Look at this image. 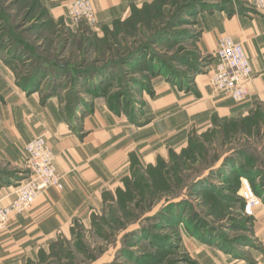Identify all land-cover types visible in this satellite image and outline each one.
<instances>
[{
	"label": "rangeland",
	"instance_id": "rangeland-1",
	"mask_svg": "<svg viewBox=\"0 0 264 264\" xmlns=\"http://www.w3.org/2000/svg\"><path fill=\"white\" fill-rule=\"evenodd\" d=\"M241 1L147 0L112 22L97 18L87 26L66 15L54 21L49 0H0V50L17 74L28 72L23 84L36 70L42 73L32 81L36 86L48 78L66 117L89 114L100 99L136 122L154 97L156 77L184 94L198 93L215 57L199 46L198 16L236 13L234 3ZM49 67L59 73L46 76ZM164 143L154 141L151 150L161 152ZM132 159L122 185L104 189L102 206L85 225L75 222L74 234L57 241L47 254L52 259L43 255L40 264H201L192 252L198 244L230 264L264 258V235L257 236L254 219L257 209L264 212V105L239 120L214 116L180 148L153 153L143 168ZM22 164L26 173V159ZM18 174L0 161V188L21 179ZM241 179L260 201L250 216Z\"/></svg>",
	"mask_w": 264,
	"mask_h": 264
},
{
	"label": "crops",
	"instance_id": "crops-1",
	"mask_svg": "<svg viewBox=\"0 0 264 264\" xmlns=\"http://www.w3.org/2000/svg\"><path fill=\"white\" fill-rule=\"evenodd\" d=\"M145 1L93 0V6L99 21L112 22L127 15L130 6H140ZM47 3L54 21L67 16L68 1ZM234 6L236 13L224 10L198 16L199 46L203 53L214 56L218 39L223 35L243 46L252 78L248 96L240 104L210 91L209 74L217 62L214 57L206 80L198 81L197 94H184L164 78H154L151 85L154 97L146 102L136 122L111 111L100 99L93 100L89 114L80 116L77 112L71 119L62 111L61 96L47 87V77L36 86L32 81L39 80L42 74L36 70L23 84L21 77L28 72L17 74L0 50V161L19 171L21 177L0 188V200L7 203L12 197V187L26 175L23 148L38 136H44L55 155L63 183L62 191H46L28 212L15 217L0 232V264H40L43 255L45 262L52 259L47 254L53 245L59 240H69L74 234L75 222L85 225L91 213L102 206L104 189L122 185L127 170L132 169L133 157L143 168L153 153H163L166 145L180 148L184 137L192 130L212 125L214 116L222 121L239 120L264 105V16L246 1L235 2ZM64 21L68 22L66 18ZM49 69L51 72L46 70V76L60 68ZM147 121V125H141ZM159 139L165 142L159 148L161 152L151 150V144ZM254 219L257 236H263L264 212L257 209ZM192 246L201 264H230L227 258L215 255L204 246ZM255 260L256 264H264L260 256Z\"/></svg>",
	"mask_w": 264,
	"mask_h": 264
},
{
	"label": "built area",
	"instance_id": "built-area-1",
	"mask_svg": "<svg viewBox=\"0 0 264 264\" xmlns=\"http://www.w3.org/2000/svg\"><path fill=\"white\" fill-rule=\"evenodd\" d=\"M258 13L264 16V0H244ZM71 23H85L94 26L97 16L93 0H70L66 6ZM217 60L209 74V85L213 93L224 94L239 104L248 96V84L252 78L251 64L243 46L230 36L218 39L215 53ZM28 170L24 178L12 187L11 199L4 203L0 200V232L4 231L11 220L28 212L34 202L46 191H62V176L55 164V155L46 143L44 136H38L28 142L24 148ZM244 200V213L252 215L253 209L260 204L247 180L241 181Z\"/></svg>",
	"mask_w": 264,
	"mask_h": 264
},
{
	"label": "bare ground",
	"instance_id": "bare-ground-1",
	"mask_svg": "<svg viewBox=\"0 0 264 264\" xmlns=\"http://www.w3.org/2000/svg\"><path fill=\"white\" fill-rule=\"evenodd\" d=\"M244 180H246V179H244ZM244 180H242V181H244Z\"/></svg>",
	"mask_w": 264,
	"mask_h": 264
}]
</instances>
